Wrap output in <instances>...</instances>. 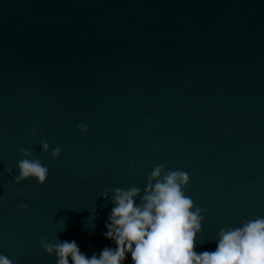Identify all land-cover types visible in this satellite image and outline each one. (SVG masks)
Instances as JSON below:
<instances>
[{
  "label": "water",
  "instance_id": "95a60500",
  "mask_svg": "<svg viewBox=\"0 0 264 264\" xmlns=\"http://www.w3.org/2000/svg\"><path fill=\"white\" fill-rule=\"evenodd\" d=\"M26 158L45 185L15 184ZM159 165L207 210L196 251L264 217V0H0V255L56 264L41 240L99 253L104 192L142 197Z\"/></svg>",
  "mask_w": 264,
  "mask_h": 264
},
{
  "label": "clouds",
  "instance_id": "9594fccd",
  "mask_svg": "<svg viewBox=\"0 0 264 264\" xmlns=\"http://www.w3.org/2000/svg\"><path fill=\"white\" fill-rule=\"evenodd\" d=\"M78 127L82 134L88 132L87 124ZM36 132L33 129V135ZM42 147L49 151L46 142ZM61 152L60 148L53 149L52 158L58 160ZM23 154L30 157L32 152L23 150ZM130 164L135 170L134 162ZM17 167L20 174L15 176V184L29 179L40 186L47 182L49 169L40 160L26 158ZM189 184L188 173L168 170L167 165L156 166L148 176L142 197L136 187L104 192V198L111 197L114 205L102 233L111 246L91 257L81 251L75 240L55 244L41 240V248L48 255L55 254L56 264H264V217L221 228L212 240L217 245L215 251L195 250L202 246L199 237L207 210L196 206L187 195ZM18 207L26 209L27 205ZM91 228L94 230L95 225ZM0 264L14 262L0 255Z\"/></svg>",
  "mask_w": 264,
  "mask_h": 264
}]
</instances>
